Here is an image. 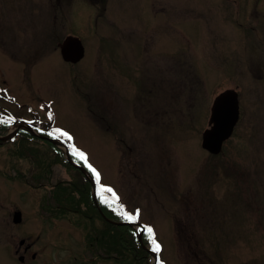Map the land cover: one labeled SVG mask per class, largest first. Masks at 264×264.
Returning <instances> with one entry per match:
<instances>
[{
	"label": "rangeland",
	"instance_id": "obj_1",
	"mask_svg": "<svg viewBox=\"0 0 264 264\" xmlns=\"http://www.w3.org/2000/svg\"><path fill=\"white\" fill-rule=\"evenodd\" d=\"M223 6L0 0V115L15 117L9 131L35 123L84 153L99 189L112 190L101 192L153 229L161 264H264V17L257 37L231 34L219 21ZM160 16L165 37L148 28ZM68 36L85 46L75 64L61 56ZM226 89L238 92L241 118L212 155L202 135ZM57 156L41 138L0 143V264H22V254L24 264H154L110 249L104 220L80 202L85 177Z\"/></svg>",
	"mask_w": 264,
	"mask_h": 264
},
{
	"label": "trees",
	"instance_id": "obj_2",
	"mask_svg": "<svg viewBox=\"0 0 264 264\" xmlns=\"http://www.w3.org/2000/svg\"><path fill=\"white\" fill-rule=\"evenodd\" d=\"M2 118L3 117L0 115V134L6 132V130L8 129V124L11 120V119L5 120ZM21 133H22V137L20 139H22L25 142H29V137L38 139V137L36 136L33 137L31 134H26L24 132H21ZM44 134L51 135L48 132ZM44 142L47 145H49L53 150L56 151V153L58 154L57 156L58 160L60 159L61 164H63L68 170L73 169L79 172L80 174H82L83 177H85L83 178L85 183L79 184V187L76 188L79 194V197H80V202L85 203L91 215H96L104 220L107 226H106V229L103 231V233L105 235L109 234V236L111 234L110 236L111 239L112 237L113 239L115 238V240L111 241L110 249L118 250V247L120 246L124 247L134 255L136 260H139L145 263L147 261L146 259H149L151 257V254L148 248L150 246H153L152 238H150V235L147 231L149 226H146L145 232L143 235V242H140L136 234V231L132 227L126 224H121L123 221H126L127 219H125V216H124L125 213L122 210V207L120 203L118 202V200L116 202L114 198L105 196V194L102 193L100 189H98V196H99V203H100L99 204L100 207H99L93 199L91 184L86 178V176L83 174V172L79 168H77L76 166L70 163V161L67 159L62 149H59L58 147H56L54 144H52L48 140H44ZM70 152L76 161H81L79 157L74 154V150L72 148H70ZM60 212L66 213V208L62 207V210ZM102 213H104V215L110 218L113 222L106 219ZM105 241L106 240L104 237H102V239L100 238V243L98 246L100 247L101 243L106 244ZM157 264H161L159 260Z\"/></svg>",
	"mask_w": 264,
	"mask_h": 264
},
{
	"label": "water",
	"instance_id": "obj_3",
	"mask_svg": "<svg viewBox=\"0 0 264 264\" xmlns=\"http://www.w3.org/2000/svg\"><path fill=\"white\" fill-rule=\"evenodd\" d=\"M61 53L65 61L77 63L85 55V48L82 40L77 37H67L61 44ZM240 109L238 93L234 90H227L221 93L215 100L212 107V113L210 118V128L206 129L202 135V147L211 154L217 155L222 151L224 142L231 137L234 128L239 120ZM22 125H17L15 129L6 136H0L2 141L10 139ZM28 130L35 135H38L35 130L27 126ZM48 139L57 146H62V142L41 136ZM66 155L70 159V154L66 150ZM89 180L92 182V176L86 172V170L80 168ZM94 188V186H93ZM23 220V215L20 210H16L13 214V222L20 224ZM133 226L132 224H129ZM142 238V236H139ZM26 243L25 239L20 240L19 246H23ZM37 254H33L32 258H36ZM21 262L25 261V256H19Z\"/></svg>",
	"mask_w": 264,
	"mask_h": 264
},
{
	"label": "flooded vegetation",
	"instance_id": "obj_4",
	"mask_svg": "<svg viewBox=\"0 0 264 264\" xmlns=\"http://www.w3.org/2000/svg\"><path fill=\"white\" fill-rule=\"evenodd\" d=\"M156 15H161V10L157 11ZM219 15L222 16V19L224 20L219 21L228 28L231 34H234L235 32L240 34L239 30L242 29L243 34H246L247 31H249L251 35L254 34V36L257 37L258 28L260 27L261 29L263 27V23L260 21V18L264 17V0H224L223 13H220ZM253 21L255 24H253ZM167 23L168 21L166 17L160 16V18L157 21L152 22V25L148 28L157 33L158 31H163L165 34ZM208 26L210 33L214 35L216 32V25L213 21H211ZM158 34L165 37L163 33ZM212 39L214 40L215 38ZM213 40L210 41L213 43ZM164 43L165 42L161 43V46ZM163 73H154V76L161 77ZM257 80L260 81L262 79L260 77Z\"/></svg>",
	"mask_w": 264,
	"mask_h": 264
},
{
	"label": "snow or ice",
	"instance_id": "obj_5",
	"mask_svg": "<svg viewBox=\"0 0 264 264\" xmlns=\"http://www.w3.org/2000/svg\"><path fill=\"white\" fill-rule=\"evenodd\" d=\"M61 135H64V136H67V133H61ZM69 139H71V137H69ZM74 154L75 155H78L82 160H84L86 162V156L84 153L82 152H77L74 150ZM89 167L91 168V166L89 165ZM97 179V182H99V173L96 172V170L93 168L91 169ZM101 191H108V192H111L112 190L110 188L108 189H101ZM113 195L115 196V194L113 193ZM118 199V198H116ZM125 216V219L129 220L130 222H136V220L138 219L139 217V211L137 210L136 214L135 215H132V214H128V213H125L124 214ZM149 235H150V238H152V244H153V251L154 252H160L161 250V246L156 242L155 238H154V235H153V229H151L150 227L147 229Z\"/></svg>",
	"mask_w": 264,
	"mask_h": 264
},
{
	"label": "bare ground",
	"instance_id": "obj_6",
	"mask_svg": "<svg viewBox=\"0 0 264 264\" xmlns=\"http://www.w3.org/2000/svg\"><path fill=\"white\" fill-rule=\"evenodd\" d=\"M164 72V67L162 66V64H160V62H156L155 63V73L156 74H162ZM92 188V194L94 192L93 186L91 185ZM107 219L111 222H113L110 218L107 217ZM140 241V240H139ZM141 242V241H140Z\"/></svg>",
	"mask_w": 264,
	"mask_h": 264
}]
</instances>
